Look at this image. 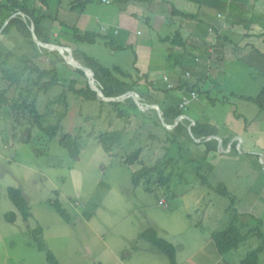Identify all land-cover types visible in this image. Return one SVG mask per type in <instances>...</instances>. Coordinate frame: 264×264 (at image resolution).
<instances>
[{
	"label": "rangeland",
	"instance_id": "374dc122",
	"mask_svg": "<svg viewBox=\"0 0 264 264\" xmlns=\"http://www.w3.org/2000/svg\"><path fill=\"white\" fill-rule=\"evenodd\" d=\"M68 2L61 0L60 5L68 8ZM91 4L98 17L100 15L107 20L109 16L103 13L110 14L112 23L122 27L125 25L132 30L136 39L148 36L149 15L140 16L138 21L141 22L129 21L119 17L117 8L120 6H102L96 1ZM74 23L80 27L78 18ZM54 28L53 39L60 36L57 42L61 46L48 45L63 48L68 53L75 50L76 46L68 39L69 35L62 33L58 24ZM80 30L91 32L94 28L89 26L86 30ZM13 36L12 40L5 38L4 43L6 49L17 56L22 53L27 55L32 64L40 69L51 68L50 62H56V59L43 55L41 49L44 47L37 46L42 53L37 56L30 47L22 48L20 36L16 33ZM149 36L154 46L153 32ZM0 39L3 37L0 36ZM103 45L102 41L96 46L81 44L78 50L108 67L117 65L126 71L131 70L134 52L130 49L125 52L120 50L113 56ZM111 47H115V43ZM142 51L145 57L148 52ZM205 56L209 57V54ZM72 59L75 60L73 56ZM63 60V64L56 62L55 67L66 76L73 72L74 65ZM10 61L13 62L14 58ZM76 62L82 65L80 61ZM14 66L13 71L23 68L22 65ZM25 78L26 71L21 78L23 83ZM6 83L4 81V85ZM63 90H68L67 81L46 95H39L38 111L43 113L47 104ZM16 93V88H9L7 97L13 98ZM224 106L219 110L221 114L217 121L230 123L233 112L227 113L229 106ZM0 107V264H47L44 254L36 251L31 243L30 232L37 227L42 229L43 242L58 264H168L163 254L138 239V235L148 228L154 229L160 238L172 244L177 264H239L237 254L245 256L260 244L256 239H251L240 245L237 251L222 256L212 250L211 233L233 222L242 224L241 229L246 232L250 218L238 214L235 219V210L231 209L229 200L202 186L194 170L178 158V148L165 141L162 133L151 124L138 129L137 121L125 127L122 121L114 119L108 108L96 117L99 111L96 104L84 102L68 93L63 133H80V152L78 157L72 158L58 145V137L51 139L38 130L26 113L17 118L7 105ZM60 107L54 104L47 110L58 112L62 110ZM206 110L203 119L213 123L218 107H207ZM52 117V113H49L43 126L52 123ZM119 128L127 129L124 147L105 155L94 137L98 132ZM149 135L156 139H151ZM182 141L180 148L186 146ZM129 142H132L131 148L127 147ZM134 148L141 149L140 160L144 166H152L170 157L177 160L173 178L167 186L161 187L157 179H153L149 192L143 186H131L132 170L120 162ZM207 159V163L213 166L212 171L207 174L203 168L200 174H206L211 188L223 184L230 197L236 199L234 205L240 213L249 211L258 214L262 211L256 208L264 204L258 192V180L262 177L258 167H247V162L237 159L232 153L222 156L215 154ZM134 169H138V166ZM169 172L168 168L165 174ZM8 188H17L23 193L32 216L27 222L22 221L8 200ZM55 192L70 216V224L64 223L48 206V202L56 198ZM8 212L17 215L13 224L4 220ZM240 259L243 258L240 256ZM257 260V264H264V253Z\"/></svg>",
	"mask_w": 264,
	"mask_h": 264
},
{
	"label": "trees",
	"instance_id": "16d2710c",
	"mask_svg": "<svg viewBox=\"0 0 264 264\" xmlns=\"http://www.w3.org/2000/svg\"><path fill=\"white\" fill-rule=\"evenodd\" d=\"M61 0H0V78L7 82L9 88H16L15 97L7 99L4 97L5 92L0 94V106L7 105L10 112L18 118L22 114H27L34 127L45 132L51 139L58 137V145L67 151L72 158L78 157L80 152V133L65 134L63 133L62 122L66 117L67 110V94L80 100L96 104L99 108L96 117H99L103 109L108 108L113 114L115 120L122 121L126 127L130 122L138 121V129L151 124L150 126L158 129L165 137V141H169L172 146L178 148L177 156L184 163L194 170L195 175L199 177L200 184L210 188L219 197L229 200L230 206L233 199L223 184H218L211 188L207 183L206 174H200V170L205 168L207 174L212 171V164L207 163V158L217 154V143L210 137L215 136L213 127L207 124H201L197 121L192 122L187 117V108L179 109L180 97L178 98L173 93L175 91H184L188 93H200L195 84L180 81L179 85L171 86L170 88H159L149 80L148 75H140L135 68L126 71L120 66H107L100 61L79 52L78 48L81 44L97 45L100 41L103 42V47L110 51H120L122 48L111 47L112 41H106V38L98 33L80 31L75 26H67L58 21L56 17V8L60 6ZM68 8L71 11L81 13L85 6L93 1L99 0H68ZM129 1V0H128ZM132 2H150L151 0H131ZM186 2L199 5L202 0H184ZM116 3V2H115ZM177 15L190 18L180 12ZM58 24L60 30L64 34H68V39L76 48L71 50V55L76 61L85 67L87 73L92 77L93 81L88 79L84 72L74 66V70L66 76L60 72V69L55 67V64L64 63L63 58L56 51H48L41 49L43 55L49 59L54 58L56 62L51 61V68L40 69L32 64L31 58L25 54L16 55L14 52L6 49L5 38L14 39L16 33L24 43L30 47L37 56H41L39 48L35 45L32 39V33L38 42L42 44H56L58 38L53 39V25ZM32 30V33H31ZM53 39V40H52ZM14 58V61L10 59ZM11 62V63H10ZM14 65H22L23 68L13 71ZM26 71L24 83L21 78ZM21 81V85H20ZM68 83V90H63L54 100L50 101L45 107V113L38 111L39 95H46L50 90L57 86H63ZM99 96L109 101H104ZM127 93H133L138 102L142 105L157 107L161 113L163 122L170 127L166 129L159 122V118L154 109H143L138 106L131 97L121 96ZM259 109L264 107V88L258 96L251 99ZM57 104L62 107L61 111H48L47 108ZM60 107V108H61ZM52 113L54 121L43 126L45 118ZM185 116L177 122V119ZM125 128L114 129L110 131L98 132L94 137L99 144L101 151L105 155H111L116 148H122L123 140L126 135ZM151 139L153 135H149ZM184 140V141H182ZM198 140V142H196ZM185 147L180 148L181 142ZM132 142H129L127 147L131 148ZM225 144V141H222ZM141 149L134 148L125 154L121 165L131 168L130 183L133 188L143 186L146 192H149V186L153 179H157L161 187L167 186L173 178L177 160L170 157L162 162H157L152 166H144L140 160ZM138 166V169H134ZM170 169L168 175L165 174L167 169ZM181 176V175H179ZM56 198L48 202V206L60 217V219L70 224V216L68 212L61 206L57 199L58 193L55 192ZM7 198L15 209V212L20 216L22 221L27 222L32 216L27 205L26 199L20 189L8 188ZM8 212L4 215V220L8 224H13L16 220V213ZM235 219L237 213L234 211ZM253 227L247 232H242L241 228L234 222L229 223L225 229L211 233V243L218 255H225L230 251H235L240 245L245 243L248 238L255 237L257 240L264 241V236L260 232V221L250 219ZM32 246L36 251L43 253L47 264H58L52 253L47 249L42 239V229L37 227L30 232ZM138 239L146 242L149 246L165 256L168 264H177L175 261V249L172 244L160 238L156 231L148 228L138 235ZM264 243L256 249L246 254L240 261V264H257L258 255L263 251Z\"/></svg>",
	"mask_w": 264,
	"mask_h": 264
},
{
	"label": "crops",
	"instance_id": "0c3cea01",
	"mask_svg": "<svg viewBox=\"0 0 264 264\" xmlns=\"http://www.w3.org/2000/svg\"><path fill=\"white\" fill-rule=\"evenodd\" d=\"M96 2L102 6H120L116 8L119 17L124 20L141 22L138 21L140 16L149 15L151 20L147 26L154 34L155 45L152 46L150 32L147 37L136 39L125 25L112 23L110 14L103 13L109 16L107 20L102 19V15V18L98 17L91 3L80 14L60 5L55 10L56 17L59 22L79 30L91 26L94 28L91 32L103 35L107 42L111 40L112 44L115 43L114 48H122L123 52L130 49L135 55L132 68L140 75H148L149 80L159 88L165 85L173 87L180 81L195 84L200 93L197 101L187 108L188 119L214 128L215 136L211 139L217 143V154L232 153L237 159L247 162V167L259 168L262 177L258 180V192L264 203V107L259 109L251 100L264 88V0H202L200 6L184 0ZM176 12L190 18L179 16ZM77 18L80 27L74 23ZM19 43L22 48L27 46L22 39ZM142 50L148 52L145 57ZM110 52L113 56L119 53ZM206 53L209 57L205 56ZM3 92L7 99H11L7 97L8 84L4 85L0 78V94ZM173 94L178 98L187 95L183 90ZM224 105L229 106L227 113L233 112L230 123L217 121L221 114L219 110ZM216 106L218 114L213 125L203 119V114L207 107ZM222 141H225L224 145ZM235 202L234 198L231 209L241 217L247 215L260 221V232L264 236V204L256 206L262 210L258 214L249 211L240 213ZM250 219L247 231L253 227ZM238 226L241 228L242 224ZM241 230L244 232V229ZM251 239L256 238L250 237L246 242ZM257 241L260 242L257 247L264 243ZM212 250L217 253L213 245ZM263 253L264 249L260 254ZM240 256L244 257L237 254L239 264L242 260Z\"/></svg>",
	"mask_w": 264,
	"mask_h": 264
},
{
	"label": "water",
	"instance_id": "95a60500",
	"mask_svg": "<svg viewBox=\"0 0 264 264\" xmlns=\"http://www.w3.org/2000/svg\"><path fill=\"white\" fill-rule=\"evenodd\" d=\"M31 33H32V30H31ZM32 39H33V41H34V43H35L36 46H41V47H44V48L47 49V50H50V51H51V50H55L56 52H58V54H59L63 59H66L69 63L73 64L75 67H78L81 71L84 72L85 76H86L88 79H90V80L93 81L92 77L87 73V70L85 69V67L82 66V65H80V64H78L75 60L73 61L72 56H71V51H69V53H68V52H67L65 49H63V48H60V47H57V46H54V45L42 44V43H40V42L37 41V39L35 38V36L33 35V33H32ZM64 53H66V55H65ZM98 97L101 98V99L104 100V101H109V100H107V99H104V98L100 97V96H99V93H98ZM124 97H131V98L134 100V102H135L138 106L142 107L143 109H154V110L156 111V113L158 114V118H159V120H160L161 125H162L163 127H165L166 129H170V127L167 126V125L163 122V120H162V118H161V113H160V111L158 110L157 107H153V106H148V105H142V104H140V103L138 102V98H137L133 93H127L126 95L121 96L119 99H122V98H124ZM179 120H180V119L178 118V119H177V122H178ZM210 138H213V137H210ZM196 142H198V140H196Z\"/></svg>",
	"mask_w": 264,
	"mask_h": 264
},
{
	"label": "built area",
	"instance_id": "2783aa9c",
	"mask_svg": "<svg viewBox=\"0 0 264 264\" xmlns=\"http://www.w3.org/2000/svg\"><path fill=\"white\" fill-rule=\"evenodd\" d=\"M105 2L106 0H101ZM186 77H189V74H186ZM170 88V85H167ZM198 95L196 93H188L187 95H183L180 97L179 109H186L192 102L197 101ZM186 118L185 116H181L179 119ZM264 169V168H263Z\"/></svg>",
	"mask_w": 264,
	"mask_h": 264
}]
</instances>
